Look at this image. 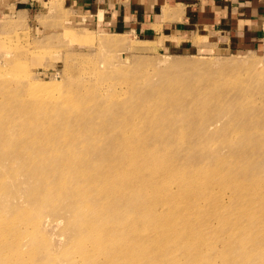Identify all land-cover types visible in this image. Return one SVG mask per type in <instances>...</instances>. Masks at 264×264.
I'll return each mask as SVG.
<instances>
[{
  "label": "rangeland",
  "instance_id": "obj_1",
  "mask_svg": "<svg viewBox=\"0 0 264 264\" xmlns=\"http://www.w3.org/2000/svg\"><path fill=\"white\" fill-rule=\"evenodd\" d=\"M75 15V8L67 0H0V106L14 110V102L34 99L40 110L54 116L53 120L58 115L69 114L70 118L81 112L90 116L98 112L106 114L109 108H116L128 118H135L134 126L140 121L135 114L141 115L147 109V106L138 109L134 105L142 101L141 93H149L153 84L158 85L174 75L171 79L179 81L177 86L184 90L176 93L196 104L193 117L197 120L189 122L184 114L165 118L163 123L169 126H161L167 130L159 131L157 139H173L171 147L164 149L166 158L182 157V160L197 162L195 171L200 178L199 186L214 184L210 192L218 195V204L207 203L191 209L198 220V229H212L215 219L211 221L209 215L213 211L222 213L220 206L229 205L225 210L226 228L230 216L234 223L242 214L246 215V211L240 209L241 203L237 202V197L244 193H240L238 176L257 173L264 182V162L262 166L258 162L245 166L237 162L239 149L244 150L264 139V29L245 50L193 51L172 49L163 45L162 39L141 34L133 28L96 29L78 22ZM177 60H198L209 67H188L193 71L187 77L188 74L173 67L172 63ZM222 66L226 67L220 68ZM71 94L81 102L71 101ZM114 100L120 101L123 107H116ZM13 117L16 122L21 120L19 112ZM53 120V126L59 123ZM95 123V118H91L88 126L82 127L87 130V143L93 144L92 157L120 161L123 142L117 140L121 134L118 130L113 132L114 129L99 139L93 132L108 126H94ZM61 124L66 125L61 121L54 131L58 138L50 131L32 132L42 136V141L34 143L46 142L47 138L54 145L63 142L65 129ZM157 125V122H148L145 126L150 134L147 140L157 135ZM72 129L74 134H69L68 140L78 135V130ZM178 134L185 138H174ZM72 140L77 142L75 138ZM147 140H140L139 147L151 142ZM12 141L17 146L25 143L19 136ZM184 141L187 144L179 147ZM12 150L0 138L3 156L12 159V155L8 156ZM72 150L67 149L66 153ZM260 150L256 149V153L260 154ZM75 156L78 155L59 157ZM34 163L40 169L43 160L38 158ZM19 166V160H12L7 167L13 169L7 172H14V175L0 174V264H81L84 260L81 251L74 250L78 241L73 242L66 235V212L56 203H40L42 198L34 192L42 193L44 189L35 191L28 175ZM39 169L36 171L40 172ZM249 182L250 179H246L242 183ZM259 186L262 187L260 183ZM208 195L206 192L203 198ZM253 216L254 222L262 218L264 208L256 209ZM259 228L256 231L258 245L263 247L254 252L260 260L256 264H264V225Z\"/></svg>",
  "mask_w": 264,
  "mask_h": 264
},
{
  "label": "bare ground",
  "instance_id": "obj_2",
  "mask_svg": "<svg viewBox=\"0 0 264 264\" xmlns=\"http://www.w3.org/2000/svg\"><path fill=\"white\" fill-rule=\"evenodd\" d=\"M172 65L185 75L188 74L187 77L193 71L188 67H209L206 62L198 60H177ZM225 65L229 66L228 63ZM171 78L167 77L158 85L153 84L149 93H141L144 102L134 105L138 109L147 106V109L141 115L135 114L140 121L134 126L132 122L135 118H128L116 108H109L106 114L98 112L95 115V112V116H90L81 112L70 115V118L67 117L69 114L58 115L53 120L54 116L40 110L33 102L34 99L18 100L17 103L13 101L14 110L0 106V138L3 144L13 148V152L8 153L12 159L0 152V174L14 175V172H7L13 169L7 167V164L19 160V169L28 175L35 191L44 189L42 193L34 192L42 198L40 203H56L62 207L67 214L66 235L73 242L78 241L74 250L81 251L80 256L84 258L81 264H256L260 261L256 259L254 251L263 247L258 245L260 240H257L259 233L256 231L264 225V216L255 222L251 220L256 209L264 208V182L260 181L257 173L240 174L237 178L238 183L241 181L240 193L244 192L237 197V202L241 203L240 209L247 213L234 221L237 227L233 226L231 216L227 222L228 227L225 226V210L229 205L220 206L222 213L213 211L209 215L211 221L215 219L211 230H200L197 227L198 220L191 209L207 203L218 204V195L210 192L214 186L211 182L199 186V176L195 171L197 162H188L182 160V157L166 158L164 149L171 147L173 139H157L159 131L167 130L161 126H169L164 125L165 118L184 114L189 122L197 120L193 117L196 104L185 95L176 93L184 90L177 86L179 81ZM69 99L81 102L74 94ZM114 103L118 108L123 107L120 101L114 100ZM18 112L21 120L16 122L13 116ZM91 118L97 122L94 126H108L93 132L99 139L114 129L113 132L118 130L121 134L117 140L123 142L120 161L92 157L93 144L87 143V130L82 128L88 126ZM52 120L66 123L60 125L65 129L62 135L64 141L54 145L47 138L46 142L34 143L42 141V136L33 135L32 132L50 131L58 138L54 131L59 123L53 126ZM148 122L159 123L155 130L157 135L151 137V140H147L150 134L145 129ZM72 128L78 130V135L71 138L77 142L68 140L69 134H74ZM18 136L25 143L17 146L12 140ZM135 138L151 142L142 148L139 147L142 144L138 143L140 140ZM174 138L180 140L185 136L178 134ZM102 143L99 142L98 146ZM183 144L187 142L184 141L179 147ZM70 148L72 152L66 153ZM256 149L262 152L258 154ZM238 153L237 162L242 166L249 162L255 165L258 162L262 166L264 139L258 140L255 145L246 146L244 150L239 149ZM71 155L78 156L59 157ZM38 158L43 160L40 169L34 163ZM246 179H250V182L242 183ZM206 192L209 195L203 198ZM242 240L245 241L240 245Z\"/></svg>",
  "mask_w": 264,
  "mask_h": 264
},
{
  "label": "crops",
  "instance_id": "obj_3",
  "mask_svg": "<svg viewBox=\"0 0 264 264\" xmlns=\"http://www.w3.org/2000/svg\"><path fill=\"white\" fill-rule=\"evenodd\" d=\"M28 2L35 0H19ZM78 22L96 29H135L172 49L239 51L264 29V0H67Z\"/></svg>",
  "mask_w": 264,
  "mask_h": 264
},
{
  "label": "built area",
  "instance_id": "obj_4",
  "mask_svg": "<svg viewBox=\"0 0 264 264\" xmlns=\"http://www.w3.org/2000/svg\"><path fill=\"white\" fill-rule=\"evenodd\" d=\"M106 1H110V2H113V3H124V2H126V1H128V0H106Z\"/></svg>",
  "mask_w": 264,
  "mask_h": 264
}]
</instances>
